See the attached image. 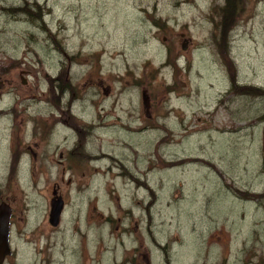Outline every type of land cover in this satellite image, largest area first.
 <instances>
[{"label":"rangeland","instance_id":"1","mask_svg":"<svg viewBox=\"0 0 264 264\" xmlns=\"http://www.w3.org/2000/svg\"><path fill=\"white\" fill-rule=\"evenodd\" d=\"M237 1L220 27L226 0H0L4 264H264V0ZM25 106L47 110L19 165Z\"/></svg>","mask_w":264,"mask_h":264},{"label":"flooded vegetation","instance_id":"2","mask_svg":"<svg viewBox=\"0 0 264 264\" xmlns=\"http://www.w3.org/2000/svg\"><path fill=\"white\" fill-rule=\"evenodd\" d=\"M145 90L142 89L141 91V100H142V112L145 114L146 117L149 116L148 112L150 111V98H149V102H148V107L145 108V105L143 103V92ZM147 95V94H146ZM61 101V100H60ZM25 102V99H21L19 101V105H21V103H24ZM61 104V103H60ZM45 110H47L45 108ZM44 110V111H45ZM12 111L14 112V116H15V112L19 114V112L23 113L24 115V119H21L19 123L14 122L16 119H14L13 121V134H17V133H21L23 136H22V143H23V150L21 151V154H17V157L18 159L14 158V152H15V146L13 147L12 149V152H11V148L9 147L8 149V157L10 159V161L12 162L13 160H16L18 161L17 163L20 164H23L24 162L28 161L30 163H34V161L37 159V153L34 151V147L35 148H40V146L34 142V143H31L35 138L36 139H40L41 138V133H40V128L42 127L41 126V121L39 120V118H35V116L32 115L33 112L35 113H39V112H44V111H40V109H29L27 108V106L23 107L22 109H15L13 108ZM1 112V111H0ZM28 117V119H26ZM16 118V117H15ZM45 121V120H44ZM54 119H50L49 122L50 123H54ZM59 121V120H58ZM20 125H22V129L20 128ZM51 128H48L47 130V136H46V140H42L41 141V144L42 145H46L48 149H54V150H58V149H61V124H57L55 126H50ZM77 132V143L80 145L82 140H83V136H82V132L80 130H77V129H74V132ZM240 131V130H239ZM249 138H250V142L252 145H254L255 143V136L254 135H249ZM74 145V144H73ZM262 147H263V151H264V132H263V136H262ZM29 151V152H27ZM85 155H86V160H89L87 154H86V151H85ZM59 161H58V164L61 165V158L63 157L61 155V151L59 152ZM41 158H43V156H41ZM73 162V161H72ZM71 162V164H72ZM87 163V162H86ZM65 173L62 172V175H64ZM60 181H61V171H60ZM60 186V185H59ZM61 187V186H60ZM58 189V185H54L53 186V191H52V199H53V195L54 193H57L58 197L60 198V200L62 199L63 200V203H64V207H63V210L60 214V221H59V225L55 228H58L60 225H61V218L63 217V214H64V210H65V199L64 197L61 195V192H58L57 191ZM52 199L50 200V203L52 201ZM1 203H5L9 206L10 208V245H11V227H12V222L14 220V217H15V209L13 206H11L9 204V201L7 199H2V196H1V187H0V204ZM131 213V211L129 210V212H127V215H129ZM49 216V215H48ZM133 217V215H132ZM126 219L129 220L130 222V219L131 217H124L122 216L121 218H119V223L117 220H115L114 218H112L111 216L107 217L106 219V224H109L111 226V224H114V229L115 228H118L119 226L121 227V234H120V238H122L123 236H126V235H134L133 234V230H130L129 227H126L124 224H125V221ZM49 220V219H48ZM49 222V221H48ZM51 226V225H50ZM54 228V227H53ZM113 235V234H111ZM144 235V233L142 234ZM123 243V242H121ZM12 247V245H11ZM14 253V252H13ZM12 253V255H13ZM11 256L9 257H6L5 258V262L7 261V259H9ZM135 256H132L129 259L131 258H134Z\"/></svg>","mask_w":264,"mask_h":264},{"label":"water","instance_id":"3","mask_svg":"<svg viewBox=\"0 0 264 264\" xmlns=\"http://www.w3.org/2000/svg\"><path fill=\"white\" fill-rule=\"evenodd\" d=\"M184 49V48H183ZM143 103L147 107V95L143 92ZM56 193H54L55 195ZM63 200L55 196L50 203L49 224L57 227L60 221V214L63 210ZM12 255L10 247V208L7 204H0V264H3L5 258Z\"/></svg>","mask_w":264,"mask_h":264},{"label":"trees","instance_id":"4","mask_svg":"<svg viewBox=\"0 0 264 264\" xmlns=\"http://www.w3.org/2000/svg\"><path fill=\"white\" fill-rule=\"evenodd\" d=\"M241 3L239 1L236 2V0H226V6L225 8L221 9V21L219 23L220 27H225L226 23L230 20L234 19V13H239ZM241 10V8H240ZM156 24V22H154ZM249 89V88H248Z\"/></svg>","mask_w":264,"mask_h":264}]
</instances>
